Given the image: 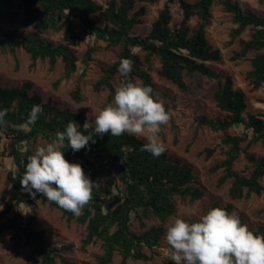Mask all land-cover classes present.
<instances>
[{
	"label": "trees",
	"instance_id": "1",
	"mask_svg": "<svg viewBox=\"0 0 264 264\" xmlns=\"http://www.w3.org/2000/svg\"><path fill=\"white\" fill-rule=\"evenodd\" d=\"M159 0H105V5L97 0H0V19L13 20L17 12L14 6L23 10V23L33 27L28 33L16 30L6 32L0 24V50L9 51L18 67L15 54L18 48H23L30 54V67L36 66L37 60L48 59L50 69H54L57 59L61 58L64 71L55 81V87L69 79L78 67V56L67 43L92 37L109 46H119L120 51L115 62L104 69L103 76L95 83L94 89H105L108 92L103 106L112 101L115 87L112 80L118 72L119 61L129 59L133 64L129 79L135 82L138 78L142 85L150 86L158 99L159 89L154 83L150 70L153 60H160L159 75L174 83L182 91H188L184 73L190 77L203 75L208 78H220V73L207 63L221 60V51L209 44L206 29L211 22V10L215 0H198L194 3L179 0L182 18L172 23V13L169 3L160 10L151 25L149 33L144 36L132 34L133 28L142 22L146 13L145 6L137 8L138 3H156ZM264 4V0H258ZM223 10L232 15L235 26L230 31L227 46L238 41L239 48L232 51L231 60L246 58L250 53L255 55L250 59L251 68L245 78L252 90L264 85V16L251 8L242 7L237 0H221ZM97 14L106 20L101 26L93 17ZM196 18V24L191 27L190 22ZM251 29L248 38L242 34ZM62 32L64 42L55 43L43 36L48 31ZM97 47L90 44L84 54L83 62L89 65ZM139 51L144 52L142 58ZM147 64V67L145 65ZM85 70L76 81L71 93L76 102H81V79ZM121 82L123 77L120 75ZM32 83L24 82L21 86L6 88L0 84V110H5V125L0 127V155L12 161V169L6 176V187L1 192V199L5 201V208L0 214L4 219L12 210L14 215L0 224V234L4 230H12V256L16 257L23 248L28 249L25 264H58L60 259L64 264H74L65 258L61 252L69 249L45 247V230L33 226L36 220V203L20 186V178L28 156L34 150L32 144L37 139L51 141L57 130H63L69 121L83 125L85 118L80 113L59 109L49 102H42L37 94H30ZM216 106L223 112L224 117H210L200 114L196 117L197 129L207 126L213 131L226 132L235 127L238 134L225 133L221 138L224 158L216 161L210 172L222 170L217 185L222 186L231 180L229 196L231 202L221 205L212 202L210 208L222 206L233 213L232 201L249 197L252 193L260 194L263 190L261 180L264 178V158L253 153H247L246 158L251 168L249 175L235 170L234 164L242 152V144L246 148L254 144L264 145V114L248 113L244 116L247 102L243 91L235 89L231 76L219 79L214 91ZM33 105L43 108L35 124L28 122V114ZM169 112L168 107H165ZM197 130L193 140L196 138ZM96 143L91 144L90 150L81 149L72 152L66 149L64 154L70 162H79L85 173L97 185L92 190V199L86 204L79 216H74L54 202L49 204L59 209L68 220L75 219L86 225V236L82 240L83 247L96 241L101 242L103 252L96 258L94 264H111L115 253L121 257V264L129 260L148 261L155 255L166 233V225L178 212V199L183 202H195L203 197V191L194 187L198 180L192 169L179 159L172 158L165 151L159 157H152L150 153L141 151L145 141L135 136L124 134L121 136L95 137ZM7 145L2 146L3 141ZM189 144L188 148L191 146ZM245 148V149H246ZM216 147H206L199 155L205 159L211 158ZM245 151V150H243ZM104 162L118 173V182L103 181L107 168ZM112 194L113 207L105 208V198ZM43 197V196H42ZM45 201L46 198L43 197ZM24 204L30 211L24 216L19 208ZM264 212V208L261 210ZM243 223L244 219L239 216ZM134 220L139 222L141 232L132 229ZM157 220L158 224L148 226V222ZM258 234H264V225L256 229L250 228ZM146 250H149L148 254Z\"/></svg>",
	"mask_w": 264,
	"mask_h": 264
},
{
	"label": "rangeland",
	"instance_id": "2",
	"mask_svg": "<svg viewBox=\"0 0 264 264\" xmlns=\"http://www.w3.org/2000/svg\"><path fill=\"white\" fill-rule=\"evenodd\" d=\"M105 5V0H97ZM194 3L198 0H186ZM242 7H248L264 16V4L258 0H237ZM169 3L172 13V23L179 22L182 18V9L179 5V0H159L156 3H138L137 8L145 6L146 13L142 16V22L136 25L132 34L135 36H146L152 23L157 18L163 6ZM13 11L17 12L13 20L7 18L0 19V24L6 32L16 30L20 33H28L33 30V27H27L23 23V10L14 6ZM211 22L206 29V37L210 45L218 48L221 51V60L208 62L207 64L220 73L219 79H224L226 76H231L235 89L241 90L245 94L247 108L244 116L248 113L264 114V85L252 90L249 86L245 75L251 68L250 59L255 55V52L250 53L246 58L233 61L231 60L232 51L238 49V41L228 45L230 40V31L235 26L232 15L223 10L221 0H215L211 10ZM99 25L103 26L107 22L100 18L97 14L93 16ZM196 24V18L190 22L191 27ZM251 29H247L242 37L248 38ZM44 37L52 40L55 43L64 42L63 33L48 30L43 34ZM74 49L78 56V67L75 73L69 79L63 80L58 87H55V81L63 74L64 65L61 58L57 59L54 69H50L48 59L37 60L34 68L30 67L31 57L23 48H18L15 52L18 59V67L14 56L5 50H0V84L2 87L11 88L21 86L24 82L30 81L32 88L30 94L40 95L42 102H49L53 106L68 110L74 113H80L85 119L86 115L93 112H99L103 107L108 92L105 89L96 91L95 83L103 76L104 69L115 62L120 51L119 46H109L107 42L102 40L84 37L80 40L67 43ZM90 44L97 47V51L92 55V60L88 66L83 62L84 54ZM264 53V50L261 51ZM140 56L144 57V52L139 51ZM160 60L156 57L153 60L150 74L154 83L157 85L158 100L163 105L168 107L170 111V119L167 125L162 127L160 138L166 146V151L172 158L179 159L183 163L191 167L197 182L193 183L194 187H198L203 191V197L195 202H183L178 199V212L169 220L166 225L174 221L177 217H182L188 220L198 219L209 208L212 202L218 201L221 205L231 202L229 196V186L231 180H228L222 186L217 185L218 178L222 174V170L215 173L210 172V167L216 162L224 158L221 146L222 136L227 134H238L240 130L232 127L228 131H213L207 126H201L197 129L196 117L200 114H205L210 117H224L226 112L221 111L214 101V91L217 88L219 79L208 78L203 75L190 77L184 73L186 83L189 85L188 91H182L171 81L161 77L158 73L160 69ZM147 67V64L145 65ZM85 70V74L81 79V94L82 101L76 102L71 93L75 88L76 81ZM135 82L141 84V81L136 78ZM112 83L115 88L121 85L120 74L114 76ZM197 130L196 138L193 140ZM50 141L45 139H37L32 144L33 150L37 146L44 145ZM191 146L188 148L189 144ZM7 141L4 140L2 146H6ZM206 147H216L214 155L205 159L199 153ZM246 142L242 144V152L234 164L235 170L244 175H249L251 168L249 161L246 158L247 153H253L257 157L264 158V145L257 143L246 148ZM245 150V151H243ZM107 171L103 176V181L109 180L111 183L118 182V173L108 162H104ZM12 169V161L6 156L0 155V214L5 208V201L1 199V192L6 187V176L8 171ZM263 190L260 194L252 193L249 197H244L240 200L232 201L234 204L233 213L242 216L245 224L249 228L256 229L259 225H264V178L261 180ZM115 189L111 188V195L105 198V208L113 207L111 203L112 194ZM30 199L36 203L37 217L33 226L37 229L45 230L47 248H62L69 246V249H63L61 254L74 264H94L96 258L102 254L103 249L100 241H96L85 247L82 245V240L85 238L87 230L86 225L81 224L75 219L68 220L63 213L52 207L48 201H45L41 195L35 198L30 196ZM19 208L24 216L30 211V208L21 204ZM14 215L12 210L4 219L0 218V224L6 221L7 218ZM157 220L148 222V226L158 224ZM132 229L136 232H141L142 228L139 222L134 220ZM12 230H4L0 234V264H25L28 249L23 248L20 254L16 257L12 256ZM165 237V235H164ZM163 237L160 245L156 247L155 255L151 260H129L127 264H174L171 261V250ZM149 254L150 251L146 250ZM58 264H64L60 259ZM111 264H121V257L115 253Z\"/></svg>",
	"mask_w": 264,
	"mask_h": 264
},
{
	"label": "clouds",
	"instance_id": "3",
	"mask_svg": "<svg viewBox=\"0 0 264 264\" xmlns=\"http://www.w3.org/2000/svg\"><path fill=\"white\" fill-rule=\"evenodd\" d=\"M132 69V62L122 58L118 72L123 81L112 101L98 113H88L82 126L69 121L50 142L35 148L19 180L24 192L33 198L41 195L79 216L97 185L79 162L66 159V149L74 153L90 150L97 136L128 134L142 138L145 143L141 151L154 158L167 150L160 133L170 119L169 112L150 86L129 79ZM42 112L40 105H33L28 122L35 124ZM6 115L0 110V127L5 125ZM164 238L174 264H264V234L251 230L237 214L222 206L209 208L195 220L177 217L168 225Z\"/></svg>",
	"mask_w": 264,
	"mask_h": 264
}]
</instances>
